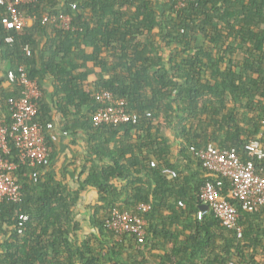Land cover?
I'll return each instance as SVG.
<instances>
[{
	"label": "trees",
	"instance_id": "obj_1",
	"mask_svg": "<svg viewBox=\"0 0 264 264\" xmlns=\"http://www.w3.org/2000/svg\"><path fill=\"white\" fill-rule=\"evenodd\" d=\"M21 8L35 22L16 30L5 27L0 4V42L12 69L25 65L41 87L35 121L44 126L50 155L31 166L9 140L6 156L17 164L23 198L0 201V264H146L157 250L164 251L155 256L159 264H264V224L252 222L262 220L264 204L244 211L231 198L240 212L236 228L211 210L199 219L202 187L217 178L192 150L212 143L248 159V143L264 146V0L183 7L178 0H37ZM61 14L71 15L70 29L60 27ZM48 74L64 129L87 134L79 172L54 160ZM11 85L0 107L8 120L9 98L22 95L18 81ZM103 90L125 98L137 122L95 125ZM255 162L264 175V159ZM75 171L77 187L66 181ZM221 179L227 193L230 182ZM87 188L99 198L90 206L93 231L82 235L75 209ZM115 208L147 220L142 241L108 226Z\"/></svg>",
	"mask_w": 264,
	"mask_h": 264
},
{
	"label": "built area",
	"instance_id": "obj_2",
	"mask_svg": "<svg viewBox=\"0 0 264 264\" xmlns=\"http://www.w3.org/2000/svg\"><path fill=\"white\" fill-rule=\"evenodd\" d=\"M35 1L37 0H0V4L6 7V20L10 22V27L16 30L27 27L28 16L21 6ZM190 1L197 0H178V6L183 7ZM76 6L73 4L74 8ZM58 20L61 28H71V15L61 14ZM6 40L13 42L14 37L8 36ZM26 49L30 53L28 46ZM7 77L10 83L18 81L22 85V95L19 98H9L10 120L0 113V201L20 202L23 198L22 186L14 174L17 164L6 156L10 153L9 140L12 139L19 149L20 160L31 166L46 163L50 148L46 142L44 126L35 121L39 110L38 101L42 96L38 81L29 77L25 65L10 69ZM96 96L103 106L93 116L95 125L137 122L138 115L127 109L125 98H116L106 90L98 92ZM48 128H53V125L48 124ZM192 150L211 176L217 178L207 181L202 187V204H208L209 210L213 211L225 226L236 228L240 217L238 207L231 202V198H235L244 211L260 210L264 204V175L257 171L255 162V159H264V146L260 140H254L245 146L248 159H244L235 148H219L212 143L202 148L192 147ZM166 171L171 176L177 175L173 169ZM221 177L230 182L227 193L223 191L224 183ZM148 208L147 205L142 206L144 211ZM206 212L199 210L198 218L202 219ZM22 218L27 220L28 216L23 215ZM146 225L147 220L143 216L133 215L118 208L113 209L108 222L111 229L119 233H135L141 241L146 234Z\"/></svg>",
	"mask_w": 264,
	"mask_h": 264
},
{
	"label": "crops",
	"instance_id": "obj_3",
	"mask_svg": "<svg viewBox=\"0 0 264 264\" xmlns=\"http://www.w3.org/2000/svg\"><path fill=\"white\" fill-rule=\"evenodd\" d=\"M27 15V14H26ZM28 16L27 21V27L32 26L35 22V18L32 16ZM4 25L6 28L10 27V22L8 20H4ZM91 48H87V52H90ZM13 68V62L10 57H8L7 49L4 47V45L0 42V107L2 104V93L6 92L9 89H12V85L8 80L7 73L10 69ZM44 89L48 94L49 101L53 104L54 107V99L53 94L55 90V80L52 75H46L45 81H44ZM54 117H55V123L53 124V128H51L50 132L53 136H55L54 141L56 142V153L54 160L57 165L62 166L63 164H68L69 168L74 170L77 168V171L79 172L84 164V157L86 156V149H85V138L87 137V134L84 130L80 128H76L74 131L70 130L67 131L64 129L63 121L64 119L61 116V113L57 106L55 105L53 109ZM72 116H70V120H72ZM75 134H74V133ZM76 172V171H75ZM78 175L76 172L75 178H72L71 176H67L66 181L69 182L73 187L79 186L78 183ZM99 195L97 190L94 188H87L84 190L80 195L79 204L77 206L76 215L77 218L81 221V224L83 226V234H89L93 231V227L90 225V206L92 207L95 205L98 201ZM200 210H203L200 208ZM206 211H209L206 209ZM169 214V213H168ZM264 213L261 214L259 218L262 220H259L258 218L254 219L252 222H259L260 224H264ZM178 219L180 217L178 216ZM185 220V221H184ZM184 222L188 221L190 222V219L184 218ZM177 226L174 225V228ZM186 233H191L189 229L186 230ZM182 240V237H180ZM4 237L0 238V242L4 241ZM164 252V251H163ZM160 250H157L154 252V254H161L163 253ZM155 255V256H157ZM155 256L149 257L148 262L146 264H159L160 262H163L158 260ZM176 259V258H175ZM181 262L185 263L187 260H182Z\"/></svg>",
	"mask_w": 264,
	"mask_h": 264
},
{
	"label": "water",
	"instance_id": "obj_4",
	"mask_svg": "<svg viewBox=\"0 0 264 264\" xmlns=\"http://www.w3.org/2000/svg\"><path fill=\"white\" fill-rule=\"evenodd\" d=\"M200 208L203 209V210H206V209L209 210V205L203 203V204H201Z\"/></svg>",
	"mask_w": 264,
	"mask_h": 264
}]
</instances>
